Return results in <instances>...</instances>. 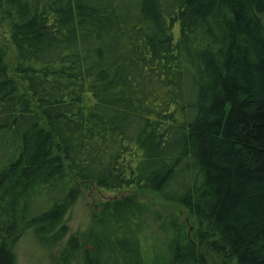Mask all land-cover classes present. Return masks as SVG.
Returning <instances> with one entry per match:
<instances>
[{
    "label": "trees",
    "instance_id": "obj_1",
    "mask_svg": "<svg viewBox=\"0 0 264 264\" xmlns=\"http://www.w3.org/2000/svg\"><path fill=\"white\" fill-rule=\"evenodd\" d=\"M77 183L194 219L176 260L264 264V0H0V264L63 240Z\"/></svg>",
    "mask_w": 264,
    "mask_h": 264
},
{
    "label": "rangeland",
    "instance_id": "obj_2",
    "mask_svg": "<svg viewBox=\"0 0 264 264\" xmlns=\"http://www.w3.org/2000/svg\"><path fill=\"white\" fill-rule=\"evenodd\" d=\"M88 96L85 103L90 102ZM76 185L78 197L62 221L67 226L63 240L46 247L31 230H26L13 247L16 264H55L71 235H76L80 246L72 264H86L97 239L113 248L119 264H196L186 258V253L177 260L172 257L174 249L190 243L196 228L194 219L181 209L147 192L105 191L90 184Z\"/></svg>",
    "mask_w": 264,
    "mask_h": 264
}]
</instances>
